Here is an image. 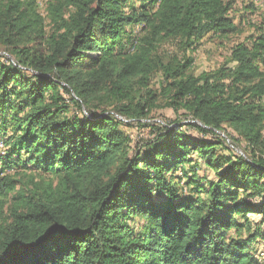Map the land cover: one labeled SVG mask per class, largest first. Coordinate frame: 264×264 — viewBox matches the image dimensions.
Listing matches in <instances>:
<instances>
[{
  "label": "trees",
  "instance_id": "obj_1",
  "mask_svg": "<svg viewBox=\"0 0 264 264\" xmlns=\"http://www.w3.org/2000/svg\"><path fill=\"white\" fill-rule=\"evenodd\" d=\"M138 2L48 0L41 13L0 0V50L15 60L0 54V264H261L264 31L195 76L186 53L238 32L236 0ZM164 41L182 56H159ZM158 96L200 132L229 126L250 160L179 128L133 146L102 108L143 119ZM192 155L214 178L198 179V161L186 172Z\"/></svg>",
  "mask_w": 264,
  "mask_h": 264
},
{
  "label": "rangeland",
  "instance_id": "obj_2",
  "mask_svg": "<svg viewBox=\"0 0 264 264\" xmlns=\"http://www.w3.org/2000/svg\"><path fill=\"white\" fill-rule=\"evenodd\" d=\"M47 1L48 0H36L38 10L41 13H44ZM133 2L135 6H139L138 0H133ZM230 16L233 18V22L237 24L238 32L230 34L228 37H223L215 33H209L203 37L194 53H186L187 55H192L194 59L187 73L197 76L202 72H212L217 70L227 61L234 44L244 41L247 36L256 35L259 30L264 31V0H236L233 9L230 12ZM48 28L49 26L47 25L46 30H49ZM0 54H3L15 62L14 57L8 52L0 50ZM158 54L163 59L174 54L182 56V53L177 50L173 41L161 42L158 46ZM161 82V73L155 72L151 77L149 88L159 93ZM163 100L164 99L161 96H158L154 104L150 107L148 116L137 120L127 119L117 114L114 101L99 106H102L108 114L125 123V125H121V128L125 134L129 136L131 139L130 144L133 146L139 147L144 145L145 142L153 140L155 135L151 128L154 126L160 129L179 128L180 132L191 138L214 141L219 140L222 145L220 144L218 148L222 150V152H225L226 154L232 152L248 161L250 160V149L248 150L247 148L248 144L229 126H224L222 130H216L213 133L210 131L200 132L196 127L190 125L197 123L201 126L200 123L191 118L184 110L175 113L169 106L164 104ZM71 111L75 113L73 109ZM137 121H140V125H138L139 123H137ZM254 152L264 156V130L262 131L261 145L259 147H254ZM4 153V145L0 143V154L2 155ZM191 158L193 161L184 165L188 174H190L189 167L198 161L193 155ZM198 164L199 166L196 167L198 179H200L203 184L207 179L214 178L213 172L209 168L200 162ZM181 172L180 169L175 171L178 175H181ZM22 174L23 172L16 176V178L21 177ZM185 180L186 178L183 179L184 182ZM183 188L187 189L185 185H183ZM249 218L250 222H253V224L256 225V221H259L260 216L250 215ZM238 219L241 220L240 218ZM260 225L264 229V226L262 224ZM229 233L232 234V232ZM258 239L259 240L253 245V253L259 262L264 264V240H261L260 238Z\"/></svg>",
  "mask_w": 264,
  "mask_h": 264
}]
</instances>
